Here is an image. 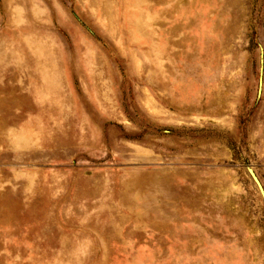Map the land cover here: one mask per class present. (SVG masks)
<instances>
[{
	"label": "rangeland",
	"instance_id": "obj_1",
	"mask_svg": "<svg viewBox=\"0 0 264 264\" xmlns=\"http://www.w3.org/2000/svg\"><path fill=\"white\" fill-rule=\"evenodd\" d=\"M246 167L264 0H0V264H264Z\"/></svg>",
	"mask_w": 264,
	"mask_h": 264
},
{
	"label": "water",
	"instance_id": "obj_2",
	"mask_svg": "<svg viewBox=\"0 0 264 264\" xmlns=\"http://www.w3.org/2000/svg\"><path fill=\"white\" fill-rule=\"evenodd\" d=\"M260 85H261V77H260ZM246 171H247V174H248L249 178L251 179L253 184L256 186L261 198L264 201V190H263V187H262L259 179L257 178V176L255 175L254 171L250 167H246Z\"/></svg>",
	"mask_w": 264,
	"mask_h": 264
}]
</instances>
